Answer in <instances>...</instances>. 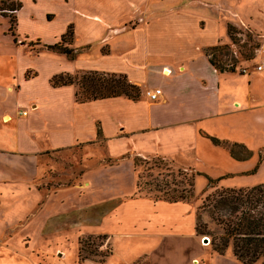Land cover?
Here are the masks:
<instances>
[{"label": "crops", "instance_id": "crops-1", "mask_svg": "<svg viewBox=\"0 0 264 264\" xmlns=\"http://www.w3.org/2000/svg\"><path fill=\"white\" fill-rule=\"evenodd\" d=\"M15 1L20 6L12 36L17 52L0 54V264H68L66 253L57 245L51 250L49 244L73 228L77 239L85 235L109 239L103 232L82 230L100 225L113 213L110 197L56 202L61 194L90 188V174L127 166L134 185L133 157H161L189 168L192 157L211 153L233 164L227 149L209 138L248 150L253 147L248 139L253 143L258 139L238 135L250 129L249 112L259 110L257 115L264 117V71L252 69L245 76L220 73L204 53L223 42L227 22L247 20L239 3L224 7L221 2L233 0H42L46 8L33 13L36 0L31 8ZM20 21L29 32L15 38ZM69 28L73 60L43 46L61 41ZM33 44L41 48L33 50ZM89 72L124 75L140 88L141 97L79 103L75 85L50 84L57 75ZM241 77L247 80L245 88L238 84ZM154 89H160L161 96L150 101L145 93ZM253 100L259 104L251 106ZM241 122L243 128H238ZM99 142L105 144L109 158L118 159L117 165L88 169L82 189L76 185L48 193L38 187L41 161L48 153ZM96 180V186H108V181ZM250 187L244 182L221 186ZM132 192L121 194L119 203L131 199ZM164 241L160 247H171ZM78 249V264L110 261H79ZM191 249L194 252L183 264H195L196 247ZM58 252L64 259L56 256Z\"/></svg>", "mask_w": 264, "mask_h": 264}, {"label": "rangeland", "instance_id": "rangeland-1", "mask_svg": "<svg viewBox=\"0 0 264 264\" xmlns=\"http://www.w3.org/2000/svg\"><path fill=\"white\" fill-rule=\"evenodd\" d=\"M20 1L29 8L33 0ZM36 1L35 9H32L33 13H36L35 10L41 11L46 8L42 0ZM233 1L221 2V4L225 7L239 3V10L241 14L245 13L246 17L248 16L247 20L236 24L227 22L223 42L212 46L217 47L216 49L207 50L210 48L208 47L204 53L205 55L208 53L207 58L218 69H228L233 66L235 70L232 73L245 76L243 69L251 71L254 66L264 62V0ZM17 4L15 0H0V54L12 55L17 52L14 38L8 32L9 19L16 17L17 13L9 9L18 11ZM228 26L232 27L231 38L228 34ZM14 28H12L13 32ZM25 32H29L28 27L20 21L19 28L15 30V38L23 37ZM68 38V36L65 37L66 40ZM36 46L33 44V50L41 48L40 45ZM239 82L240 87L245 88L247 85L245 77H241ZM262 90L264 91V86ZM255 91L258 97V89ZM258 104V101L253 100L251 106ZM258 111L249 112L246 119L250 129L238 135V138L246 137L247 139L248 134L251 138L253 135L258 137L254 143L248 139L253 147H247L255 155L245 162H237L231 157L235 162L230 160L233 164H229L221 155L206 153L192 157L189 163L191 167L186 168L161 157H133V163L135 159L137 161L136 165L132 166L134 185H132L131 171L127 166L116 169L114 172L90 174L87 178V181L92 183L90 188L85 189L83 193L61 194L57 196L56 202L65 198L79 199L80 203H84L100 199L101 196L110 197L113 213L107 217L106 221L103 219L100 225L94 224L91 228L82 230V233L103 232L109 236V239L102 240L98 236L88 235L77 239V231L73 228L65 231L62 236H56L54 243L49 244L50 249L56 248L55 245L62 249L66 253L65 258L68 264H78L77 247L79 248L78 256H88L96 263L102 260L107 262L110 259L107 264H130L133 261L132 264H183V260L194 252L191 247H196L195 264H241L233 257L232 247H229L223 255L214 251L213 244L219 243L221 229L205 213L201 215L200 221L201 229L205 233L197 235L196 214L205 197L216 192V189H223L221 188L223 185L244 182L254 187L264 184V117L260 119L257 115ZM261 111L263 114L264 110L261 109ZM254 112L256 115L253 117ZM243 124L244 122H241V127L236 126L243 128ZM234 150L239 155H245L240 148H234ZM118 163V159L109 158L105 144L100 142L88 147L82 146L59 153H48L41 161L43 170L38 180V187L48 193L76 185L81 186L82 189L84 187H82L81 179L88 169L113 166ZM240 170L250 171V173L232 177L225 175L228 171L239 172ZM96 178H99L101 182L108 181V186L103 184L100 187L96 186ZM111 179L113 181H109ZM209 179L218 180L216 188L210 186ZM189 182L193 186L190 191ZM138 183L141 185L140 191L137 189ZM129 192L133 193L130 195L131 199L119 203L117 200L119 196ZM169 197L188 199L186 202L168 203L164 199ZM156 202L159 203L155 204ZM97 226L99 229H95ZM204 239H207L206 243ZM163 241V244L169 243L171 247H160ZM110 253L111 257L108 256ZM56 256L61 258L62 254L58 252ZM256 264L263 263L258 261Z\"/></svg>", "mask_w": 264, "mask_h": 264}, {"label": "trees", "instance_id": "trees-1", "mask_svg": "<svg viewBox=\"0 0 264 264\" xmlns=\"http://www.w3.org/2000/svg\"><path fill=\"white\" fill-rule=\"evenodd\" d=\"M20 6L17 4V10ZM14 11L15 9H9ZM16 25V18L9 19L8 32L13 36V30ZM228 26V34L230 29ZM69 37L67 40L65 37ZM73 40L71 28L62 37L61 41L53 45H43L45 49L65 55L69 60H73L75 52L69 48ZM210 47L207 50L216 49ZM207 56L208 53H206ZM213 67L215 65L209 59ZM220 73H232L235 68L232 66L228 69H218ZM50 84L53 87H61L75 85L77 91L75 93L76 101L79 103L125 97L127 99L137 101L141 97V90L138 86L131 84L126 76L105 74L98 72H89L81 75H57L51 78ZM100 135V130L97 131ZM216 146H222L227 149L230 156L237 161H245L252 156V152L242 144H229L215 138H209ZM234 148H240L245 152V155H239ZM136 159L134 165H136ZM192 174V173H190ZM218 180L209 179V184L212 188H216ZM141 185L137 184V189L140 191ZM189 191L192 189V184H188ZM216 192L205 197L201 205L198 207L196 214V233L203 235L205 232L201 229V215L207 214L211 221L217 225L220 230L218 237L219 243L213 244L214 251L219 255H223L225 251L232 247L233 257L241 264H256L262 261L264 264V184H260L250 188L241 189H216ZM186 197L175 199L169 197L164 199L168 203H177L187 201ZM205 228V226H204ZM102 240H106L105 236H98ZM111 254V253H110ZM109 254V255H110ZM108 255V256H109ZM79 261L90 260L88 256H78ZM95 261V260H93ZM103 260L99 263H102Z\"/></svg>", "mask_w": 264, "mask_h": 264}, {"label": "built area", "instance_id": "built-area-1", "mask_svg": "<svg viewBox=\"0 0 264 264\" xmlns=\"http://www.w3.org/2000/svg\"><path fill=\"white\" fill-rule=\"evenodd\" d=\"M12 12H17V11L15 10ZM252 69L257 72L264 71V62L259 65L254 66ZM242 71L244 74L250 73L249 69H243ZM145 95L150 101H156L161 96V90L160 89L149 90V91H146ZM20 114L25 115V112H21Z\"/></svg>", "mask_w": 264, "mask_h": 264}, {"label": "water", "instance_id": "water-1", "mask_svg": "<svg viewBox=\"0 0 264 264\" xmlns=\"http://www.w3.org/2000/svg\"><path fill=\"white\" fill-rule=\"evenodd\" d=\"M203 241L206 243L207 239H204Z\"/></svg>", "mask_w": 264, "mask_h": 264}, {"label": "bare ground", "instance_id": "bare-ground-1", "mask_svg": "<svg viewBox=\"0 0 264 264\" xmlns=\"http://www.w3.org/2000/svg\"><path fill=\"white\" fill-rule=\"evenodd\" d=\"M8 120V119H7Z\"/></svg>", "mask_w": 264, "mask_h": 264}]
</instances>
